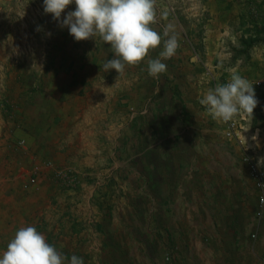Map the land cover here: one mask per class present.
<instances>
[{
  "label": "crops",
  "instance_id": "0c3cea01",
  "mask_svg": "<svg viewBox=\"0 0 264 264\" xmlns=\"http://www.w3.org/2000/svg\"><path fill=\"white\" fill-rule=\"evenodd\" d=\"M30 3L34 8L39 5L43 8V0H30L28 4ZM24 6L22 1L18 9L22 12ZM75 7V4L69 5L65 14ZM155 7L157 21L152 27L162 33L165 26L171 23L179 38V47L175 55L163 61L167 71L159 77L149 75L148 60L159 58L163 44L150 49L139 63L126 65V77L121 79L112 73L116 70L104 68L106 61L114 56V51L108 43L100 44L101 38L97 36L95 39H88L87 44L86 40H81L80 44L66 27L62 28L60 23L52 18V14H46L44 9L37 8L31 13L33 16L30 17L33 18L28 22L34 28L25 30V35H22L23 30L19 36L13 35L19 40L24 36L33 39L38 32H42L45 33V37L52 40L60 39L61 42L56 44V53L60 57H57L56 65L54 64L57 70L85 71L91 67L87 63H91L93 71H105L107 76L102 77L99 82H93L95 89L91 91L92 94L85 95L81 94L87 90L83 82H52L54 86L58 83L56 90L61 93V99L58 101L53 98L50 92L42 103H39L38 98L43 90L46 92V84L49 83L29 82L31 87H36L35 90L19 92V89L16 92L18 94L10 98L16 104V111L13 113H17L20 119L22 116L30 119L26 122L17 120L15 115L9 116L5 110L0 109V253L6 249L20 227L31 225L41 231L47 242L52 245L53 234L61 233L63 255L69 259L73 252H77V256L83 257L85 263L89 256L79 248L80 246L84 248L83 241L86 242L87 232L78 230L73 221L76 223L85 221L86 214L91 215V211L85 210V199L88 198L90 202L92 196L112 198V201L107 203L110 211L104 209L106 205L98 207L103 212V216L101 214L98 216V229L105 233L104 248H113V252L118 253L124 245L120 237L121 231L124 233V241L129 243L130 240L134 241L136 237L141 236L143 227L133 225L132 221L140 218L143 222V202L123 204L124 202L116 199L118 185L123 191L126 189L128 184L126 180L131 181L133 177L126 175L132 169L130 165L114 161L113 167L127 165L128 169H121L113 176L107 174V171H98L100 166L95 158L100 157L98 136L104 135L107 138L112 136L111 140L115 141V147L122 151H144L145 145L149 144L148 140L152 138L145 140V135L156 137L165 135L166 132L170 133L169 129L174 124L171 122L181 120L186 125L184 130L193 129L194 133L203 135L215 131L224 137V121L213 119L205 106L200 104V99L217 84L227 83L233 72L239 73L254 85L259 103L254 113L247 115L244 129L253 152L259 157H264V86L259 85L264 75V46L253 48L248 60L233 59L231 63L227 62L222 67L225 81L218 82V76L207 64L202 61L203 69V66L194 63L201 57L200 51H196L192 46L193 54L188 55L185 52L187 49L182 48L180 40L193 38V34L191 30L183 29L181 25L183 20L175 13L172 2L155 0ZM5 38L9 39L10 36L6 35V32H0V39ZM54 45L52 43L50 47L55 48ZM20 47L19 45V50ZM47 49L51 51L48 46ZM87 50H92L93 54L88 62L85 59ZM70 54L73 58L69 57ZM188 59L189 66L193 69L178 73L173 64L180 60L182 64L183 60L182 65H185V60ZM50 65H53L52 61ZM198 67L201 69L200 72ZM179 68L181 69V66ZM145 82H156L158 92L164 91L166 94H158L154 98L145 95ZM12 83L6 82V86L11 85L12 88L16 84ZM72 89H77V93L74 91L71 98ZM4 91L5 88L0 90V96H3ZM22 96L25 97L26 105L20 109L18 106L22 104L19 102ZM163 97L169 104L172 102L179 104L178 107L182 109L177 111L173 118L166 114L168 108L162 102ZM68 99L70 100L67 101ZM153 100L157 103L155 111H145V103H151ZM184 107L185 115L181 114ZM190 107L192 111L189 110ZM200 109H204L205 114H202ZM204 117L206 121L203 120ZM21 140L26 141V147L17 146ZM195 145L193 143L182 148L176 147L179 150H187L188 147L193 149ZM171 146L173 148V145ZM165 152L162 155L158 154L159 159H155L156 156L152 158L154 167L158 168V174L152 172L147 176L153 190L149 198L157 199V209L151 214L153 224L147 229L149 234L143 235L151 238L147 243L153 248L157 247V253L162 260L167 264H264V223H259L255 217L258 191L249 175L247 164L244 163L245 179L253 183L252 193L247 188L237 191L229 188L221 192H198L193 187L197 177L186 178L180 171L181 168L188 166V163L185 161L183 164L175 163L177 160L172 157L170 148ZM47 162H53L57 168L73 170L79 180L77 189L72 192L60 189L58 183L53 180L52 170L46 166ZM36 168H42L43 172L34 182L31 176ZM139 177L144 183V175L141 174ZM101 180H108V184L100 189L97 184ZM91 183H95V186L88 185ZM121 184H124L125 188ZM76 199L82 200L81 203L78 204ZM122 205H125L127 211ZM53 210L57 213L55 215L57 218L62 217L59 223L54 221L52 224ZM149 211H152L150 207ZM107 212H110V218L113 215L117 217L114 229L119 227L117 232L104 227V222L110 220L107 219ZM75 213L76 216L80 215L77 219L73 218ZM119 221L124 226H118ZM118 232L120 236H117ZM167 254H170V260L166 259Z\"/></svg>",
  "mask_w": 264,
  "mask_h": 264
},
{
  "label": "rangeland",
  "instance_id": "374dc122",
  "mask_svg": "<svg viewBox=\"0 0 264 264\" xmlns=\"http://www.w3.org/2000/svg\"><path fill=\"white\" fill-rule=\"evenodd\" d=\"M22 1L25 6L21 12V10L18 9V5L22 4ZM170 1L174 6L175 13L180 15L183 20V22H181L183 29L186 31L191 30L193 34V38H184L180 40L182 48H186L187 50H185V52L190 55V53L193 54L192 46H197L201 57H199L194 63H197L198 66H203V61L218 76V82H224L225 78L222 74V67L225 66L227 62L231 63L233 61L236 53L235 50L240 46V38L243 36L241 24L244 21L246 27L253 28L254 24H262L264 22V4L262 5L264 0H228L226 2H219L216 0ZM29 2L30 0H0V32H6V35L10 36L9 39H0V47L2 46L0 49V90H3V88L6 90L3 92V96H0V109L5 110L7 115H15V119L24 122H26V120L29 121L30 119H27L24 116L20 119L17 116V113H13L16 111V104L13 102V99L10 98L18 94L16 92H18L19 89V92L21 90L28 92L35 90L36 87H31L32 85H29V82L49 83L48 85L46 84V92L43 90L44 92L38 98L39 103H42L50 92L52 93L53 98H56L58 101L61 99V93L58 92V89L56 90L58 83L54 86L52 82H83L82 84H85L84 88H87V90L81 92V94L85 95L87 93L92 94L91 91L95 89V84L93 82H99L102 77L107 76V72L105 71H93V69H91V67H93L91 63H87L91 66V70H57L55 68V62L57 57L60 56L56 53V44L61 42L60 39L52 40L45 37V33L42 32H38V34H36L37 36H33L35 37L33 39H30L29 36H24L21 40L15 39L13 35L19 36L21 30H23L22 35H25V30H31L33 27V25L28 22L31 20L30 18H33L30 17L31 13L37 10V8L43 10L41 5L34 8L31 3L28 4ZM23 20H25L26 23H24L25 21ZM40 26H42V24H40ZM37 28L41 31L39 26H37ZM100 40V44L103 45L106 43L102 39ZM88 41L89 40H86V44ZM17 42H20V50ZM52 43L55 44V48L50 47ZM161 44H163L162 41ZM161 44L159 46H161ZM47 46L51 49L50 52L49 49H47ZM87 52L88 54L85 56V59L88 62L93 57V54L92 50H87ZM69 57L73 58V55L70 54ZM51 61L53 62V65H50ZM183 63L182 60V64ZM182 64L181 60L173 64L175 70H178V73H185L189 68L193 69V67L189 66L190 59L185 60V65ZM180 66L181 69L179 68ZM200 70V67H198V72H200ZM112 73L118 76L117 72ZM126 73L127 70H124L119 78L122 79L126 77ZM6 82H15L16 84L11 88L10 84V86H6ZM155 84L156 82H145V95H150L154 98L158 94H166L164 91L158 92V86ZM76 90L77 89L71 90V98L74 91L77 93ZM160 90H162V87ZM81 91H83V89ZM56 95H58V97ZM63 97L65 98L66 96ZM20 98L21 99L19 100L18 98V100L20 103L22 102V104L18 107L21 109L26 105V102L25 97L22 96ZM162 102L164 106L168 108L166 112L168 116L174 117V115L177 114V111L179 112L182 110L178 107L179 104H173V102L169 104L164 97ZM156 106L157 103L154 100L151 101V103H145V111H155L154 108H156ZM177 107L178 110H176ZM189 110L192 111V107H190ZM200 110L202 114H205L204 109ZM187 113L189 112L187 111ZM146 114L148 113H145V115ZM181 114H186L185 107ZM201 116L202 115H200V117ZM203 120L206 121L205 117ZM173 122L174 124H172ZM171 124L173 127L171 126L169 129L170 133L166 132L165 135H159L156 137L145 135V140L150 137L154 138L148 140L149 144L145 145L144 151H122L115 147L116 143L114 140H111L112 136L110 138H107L104 135L98 136L100 137L98 140V148H101L99 150L100 157L98 159L97 156L95 157L99 164L98 166H100L98 171H107V174L113 176V174L117 175V171H120L121 169H128L127 165H130V168L132 169L131 172L128 171L129 174L126 175L127 177L133 176L131 181L126 180L128 182L126 189L123 191L118 185L119 192L116 194L118 196L116 199L124 202L123 204H129L133 201L143 202V222L140 221V218L132 221L134 223L133 225L143 227V234L141 233V236L139 235L135 240L133 239L134 241L130 240L129 243L124 241V233L121 231L120 236L118 232L117 236H120L122 238L121 241L124 242L123 248L118 250V253L115 252L116 254L113 252V248H104V242L106 239L105 233H101L100 229H98V216L99 214L103 216V212L101 211V208L99 209L98 207L106 205L104 209L110 211L107 203L111 202L112 198L109 199V197H105L103 199V197L100 196H92L89 202L86 197L85 210L87 209V212L91 211V215L86 214L88 217L86 216L85 221L82 220L77 223L75 220L73 221L78 230H85V232H87L86 242L83 241L85 246H83L84 248L81 246L79 248L80 250L82 249V251H85L84 254H86V256H89V260L85 261L84 264H158L159 262L160 264H167L162 260L161 256H159V253H157V247L153 248L150 243H147L151 238L143 237L144 234H149L147 229L153 224L151 214L157 209V199L149 198L151 197L150 195L153 193V190L151 184L148 183L147 176H150V173L152 172L158 174V168L154 167L152 158H155L156 154L162 155L166 153L165 150H167V148L171 149L172 157L174 156L176 158L177 161L175 163L183 164L184 161L188 163V166L181 168L180 171L186 176V178L189 176L197 177H195L197 182L193 185L196 191L221 192L229 188L232 191L247 188V190H250V193L253 192V183L245 179V162L242 157L240 146L235 140H228L225 136L223 137L221 133L215 131L203 135L201 133H194L193 129H190L191 131L184 130L186 125L183 124L181 120H174ZM193 143L196 144L193 149H189L188 147L187 150H179L176 147L180 146L182 148V146H185L186 144ZM171 145H173V148ZM114 161L125 163L127 165L123 167H113ZM141 174L144 175V183L140 180L139 175ZM53 180L56 184L58 183L60 189L69 192L76 190L79 185L78 178L75 182V186L70 189L62 187L55 177ZM240 180H242L241 183L239 182ZM98 182L99 184H97V186H99L100 189L108 184V180H101ZM88 185L94 187L95 183ZM121 185L125 188L124 184ZM131 186L132 188H130ZM139 198H142V200H138ZM82 200H84L83 197ZM82 200L76 199L78 204L81 203L80 201ZM100 202L103 204H100ZM59 205H62V203H59ZM149 207L152 210L151 212L149 211ZM122 208L127 211L125 205H122ZM71 212L73 213L74 211ZM109 214L110 212L106 213L107 219L110 220L104 222V227L112 232H117L119 227L114 230L117 217L113 215L112 218H110L111 216L109 217ZM53 215L54 217L51 214V217L54 219L52 220V224H54V221L55 223H59V221L62 220V217L57 218L55 216L57 213H55L54 210ZM78 216H76L75 213V216L72 217L77 219ZM119 225L124 226L120 221L118 222V226ZM154 234H156V231H154ZM53 239V245L57 251L63 255L61 252L63 244L61 233L55 232L53 234ZM73 253L78 255L77 252ZM70 258L68 260H70ZM68 260H65L64 264H68Z\"/></svg>",
  "mask_w": 264,
  "mask_h": 264
},
{
  "label": "clouds",
  "instance_id": "9594fccd",
  "mask_svg": "<svg viewBox=\"0 0 264 264\" xmlns=\"http://www.w3.org/2000/svg\"><path fill=\"white\" fill-rule=\"evenodd\" d=\"M72 4L75 9L65 14ZM43 9L62 28L66 27L76 41L98 36L108 43L114 56L104 68L116 70L118 78L126 65L142 61L163 40L159 58L148 60L149 75L159 77L167 71L163 61L175 55L179 47L173 24H167L162 33L152 27L157 21L155 0H43ZM258 103L254 85L237 72L231 74L227 83L217 84L200 99L213 119L224 122L240 113L253 114ZM258 164L264 165V157ZM65 260L68 258L31 225L20 227L0 253V264H64ZM68 264H84V259L73 254Z\"/></svg>",
  "mask_w": 264,
  "mask_h": 264
},
{
  "label": "built area",
  "instance_id": "2783aa9c",
  "mask_svg": "<svg viewBox=\"0 0 264 264\" xmlns=\"http://www.w3.org/2000/svg\"><path fill=\"white\" fill-rule=\"evenodd\" d=\"M260 86H264V75L259 81ZM247 113L237 114L233 120L224 122V136L228 140H235L240 146L242 151V157L247 164L250 176L255 183L258 191V203L256 208V220L259 223H264V165L258 164V160L261 158L253 152L252 146L248 141L247 133H245V125ZM18 147H26L25 140H21L17 143ZM46 166L52 170L54 177L60 182L61 186L70 189L75 186L77 176L71 169H61L54 166L53 162H47ZM42 168H36L32 172V179L36 182L39 176L42 174ZM170 254H167L166 259L170 260Z\"/></svg>",
  "mask_w": 264,
  "mask_h": 264
},
{
  "label": "trees",
  "instance_id": "16d2710c",
  "mask_svg": "<svg viewBox=\"0 0 264 264\" xmlns=\"http://www.w3.org/2000/svg\"><path fill=\"white\" fill-rule=\"evenodd\" d=\"M219 2H226L228 0H216ZM264 4V1L262 5ZM264 6V5H263ZM243 36L240 38V46L235 50L234 59H245L250 58V52L253 48L263 45L264 46V22L262 24H254L253 28L246 27V23L243 21L242 24ZM196 51H199L197 46H194ZM159 159L158 154L156 158Z\"/></svg>",
  "mask_w": 264,
  "mask_h": 264
}]
</instances>
